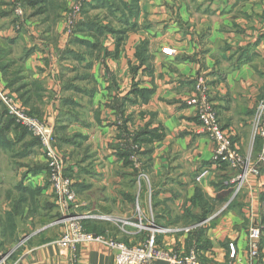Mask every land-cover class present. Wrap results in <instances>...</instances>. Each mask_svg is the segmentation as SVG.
<instances>
[{
    "label": "crops",
    "instance_id": "0c3cea01",
    "mask_svg": "<svg viewBox=\"0 0 264 264\" xmlns=\"http://www.w3.org/2000/svg\"><path fill=\"white\" fill-rule=\"evenodd\" d=\"M58 1L35 12L23 0H0V91L54 127L79 209L134 217L139 204L161 226H188L207 211L212 219L200 241L186 233L158 236L167 251L197 246L202 264L229 262L231 243L234 261L246 264L249 229L261 225L256 264H264V165L238 179L240 168L213 160L216 143L199 118L207 98L233 144L258 166L251 123L264 98V0H66L62 9ZM75 5L81 10L73 14ZM21 6L32 19L16 16L24 14ZM90 6L106 8L95 19L121 30L120 43L114 31L79 30L100 13ZM15 72L20 78L10 85ZM7 113L20 127L6 131L9 144L0 136V152L16 169L0 196V236L9 225L16 243L11 264H115L116 251L102 242L56 243L64 228L53 224L57 207L44 148L17 114ZM145 129L160 137L136 142ZM121 149L130 151L129 163ZM142 172L149 180L139 179ZM85 225L129 245L147 235L123 233L110 222Z\"/></svg>",
    "mask_w": 264,
    "mask_h": 264
},
{
    "label": "built area",
    "instance_id": "2783aa9c",
    "mask_svg": "<svg viewBox=\"0 0 264 264\" xmlns=\"http://www.w3.org/2000/svg\"><path fill=\"white\" fill-rule=\"evenodd\" d=\"M20 8L18 12L20 13ZM79 10L76 8L73 14ZM206 88L205 80L201 79L197 84V90L203 92ZM0 98L4 101L10 112L17 116L33 131L34 135L40 139L44 148V153L48 159L49 181L53 188L55 201L58 208V216L53 220V224L62 225L64 228L62 235L56 240L61 246H71L75 248L78 244L88 241H98L113 248L115 253V264H151L153 260L164 259L168 264H202L197 247L192 245L186 253L171 252L163 249L158 243L159 234L186 233L190 234L198 227L206 226L212 219L206 218L201 222L188 226H161L156 223L155 216H145L140 205L134 217H122L100 211L80 210L78 204V193L74 179L66 172V163L63 155L58 151L54 142L53 128L43 122L33 118L29 114L18 108L13 99L0 91ZM192 102L197 103L194 98ZM199 118L203 123V131L206 132L216 143L213 160L216 162H228L233 168H240L241 174L238 179H245L249 172L259 173V167L252 165L251 157H245L233 144L231 135L220 124L217 113L211 103L205 99L199 113ZM252 138L253 143L261 139L262 145L257 157V165L264 163V98L257 103L252 118ZM207 170L202 171L197 177L200 180ZM140 180H149L146 173L139 175ZM242 182V181H241ZM239 184V190L242 186ZM87 221L114 223L123 233H130L131 228L138 232H147L146 239L139 245H129L116 238H108L104 234H95L85 227ZM130 228V229H129ZM262 226L253 225L249 229V243L247 247L246 264H256V259L260 255ZM29 237L25 236L17 245L22 246ZM231 260L225 264H238L234 261L237 249L234 243L230 244ZM11 250L9 254H12ZM0 264L2 262L0 261Z\"/></svg>",
    "mask_w": 264,
    "mask_h": 264
},
{
    "label": "trees",
    "instance_id": "16d2710c",
    "mask_svg": "<svg viewBox=\"0 0 264 264\" xmlns=\"http://www.w3.org/2000/svg\"><path fill=\"white\" fill-rule=\"evenodd\" d=\"M23 1H24L25 4H28V5L32 6L33 8L35 7L36 8L35 12L36 11L37 12H44L47 9V7H48L46 5V1L47 0H23ZM98 1H100V0H98ZM103 1H104L103 5L108 3V0H103ZM118 8L120 9V5L118 6ZM78 25H79V30L80 31H89L91 29H95L99 33H104L106 31H112V32L114 31V32L119 33V34H117L119 43H120V40L122 39V36L120 34L121 30H116V29L111 28L109 26H106V25H103V24H99L98 21L95 18L85 19L83 22H80ZM141 44H143V46H144V45L147 44V42H142ZM2 52H4V49H2L0 51V56H1ZM2 66H3L2 69L4 71H6V69L9 67L8 64H6V63L3 64ZM12 77H13V79L10 81V85L14 84V81L15 80L17 81L20 78V76H19V74L17 72L13 73ZM7 114H8L7 113V109L3 107L2 110H1V114H0V124H1V126H0V136L3 139V143L9 144V140H7V137H6V131H8L9 129H12L13 127L14 128H20V127H19L18 124H16L15 120L13 118H10ZM159 137H160V135L150 134L149 131L145 129V130H142L139 134L136 135L135 141L140 143V144H142L144 142L145 143H149V142H152L155 138H159ZM257 141H259L258 142L259 145H260L259 148L261 149L262 141H261V139H257ZM120 154H121L122 157H124L126 159V161L128 163L130 162L129 156H130L131 153H130V151L128 149L120 151ZM260 165L262 166V165H264V163L259 164L258 167ZM57 216H58V214L54 217V219ZM208 217H209L208 212L204 211L203 214L198 216L192 222V224L197 223V222H201V221L205 220ZM6 218H7V221H9V219H12V214L10 212H7ZM0 222H1V220H0ZM85 227L89 231L88 226L85 225ZM204 228H205V226H202V227H198L197 229L192 231L190 233L192 235V238L194 240H197V241L199 240L200 241V238H202V235L204 233ZM3 229L4 230L2 231L1 238L4 239V240L7 237H11L12 238L13 235L9 234L10 233L9 232L10 231V226L8 225V226L4 227ZM96 234H100V232L96 233Z\"/></svg>",
    "mask_w": 264,
    "mask_h": 264
},
{
    "label": "rangeland",
    "instance_id": "374dc122",
    "mask_svg": "<svg viewBox=\"0 0 264 264\" xmlns=\"http://www.w3.org/2000/svg\"><path fill=\"white\" fill-rule=\"evenodd\" d=\"M66 0H59L58 2L60 3V9H62L61 7H63V5L65 4L66 5V3L68 4V2H65ZM67 6V5H66ZM21 8L23 9V15H17L16 14V16H18L19 18H22V21L24 20V18H26L27 17V19L28 20H30V19H32V15H31V10L30 9H25L23 6H21ZM53 8V7H52ZM51 8V9H52ZM76 8H78V12H80V10H81V8H79L78 6L76 7V5H75V8L72 10V13H74V11L76 10ZM90 8V11H92V12H94V11H99V9L98 10H96L97 8H93V7H89ZM99 8H101V10L99 11L100 13H98V15L97 16H95L94 18H99L100 16L102 17V13L101 12H104V10L106 9L104 6H100ZM108 8V7H107ZM55 9H57L56 11H60V10H58V8H56V6H55ZM77 12V13H78ZM21 14V13H20ZM100 19V18H99ZM60 20H62V19H60ZM104 21V20H103ZM55 23H57V22H55ZM54 23V24H55ZM45 28H47V25H43V29H45ZM2 104H1V106H0V110H2V108L4 107V108H7V110H9L8 109V107L5 105V103H4V101H2L1 102ZM215 110V109H214ZM216 111V110H215ZM30 115H32V117L33 118H35V119H37V120H39L40 122H43L42 120H40L39 118H38V116H36L33 112H32V114H30ZM218 117V116H217ZM218 120H219V118H218ZM220 122V121H219ZM24 123V122H23ZM43 123H45L46 125H48V126H50V127H52L53 128V131H54V127L53 126H51V125H49V124H47L46 122H43ZM25 124V123H24ZM221 124V123H220ZM26 125V124H25ZM56 138L57 137H55V134H54V142H53V144H54V146H55V148L58 150V151H60L59 150V148L57 147V143H56ZM43 147V146H42ZM64 158V157H63ZM47 161H48V159H47ZM64 161H65V159H64ZM66 162V161H65ZM11 166V162H10V158L8 157V155L5 153V152H0V196H1V192L3 193L4 192V188H6V187H9V185H10V179H11V177H12V175H14L15 174V172H16V169L15 168H11L10 167ZM67 166V165H66ZM67 168V167H66ZM50 174V173H49ZM68 174V173H67ZM69 175V174H68ZM70 176V175H69ZM56 202V201H55ZM0 204H4L3 202L1 203L0 202ZM56 207H57V204H56ZM1 212V211H0ZM1 214V213H0ZM57 214H58V208H57ZM56 214V215H57ZM0 216H2V215H0ZM1 218V217H0ZM54 220V219H53ZM10 232V231H9ZM9 234H11V233H9ZM8 234V235H9ZM12 238L11 237H7L5 240L4 239H2L1 238V236H0V261L2 262V264H11V257L13 256L12 254H9L8 256H7V254L14 248V245L16 244V243H14V242H12L13 241V239H12V241H9V240H11ZM2 243V244H1ZM6 243H8L9 245H6ZM14 243V244H13Z\"/></svg>",
    "mask_w": 264,
    "mask_h": 264
}]
</instances>
